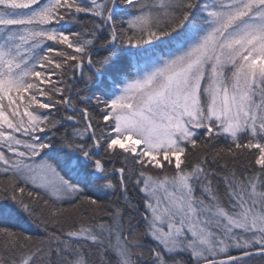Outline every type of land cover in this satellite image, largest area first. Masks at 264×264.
Instances as JSON below:
<instances>
[{
  "label": "snow or ice",
  "instance_id": "1",
  "mask_svg": "<svg viewBox=\"0 0 264 264\" xmlns=\"http://www.w3.org/2000/svg\"><path fill=\"white\" fill-rule=\"evenodd\" d=\"M0 264H264V0H0Z\"/></svg>",
  "mask_w": 264,
  "mask_h": 264
}]
</instances>
